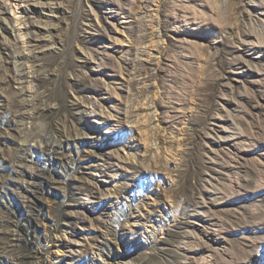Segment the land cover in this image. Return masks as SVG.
Returning a JSON list of instances; mask_svg holds the SVG:
<instances>
[{"label":"rangeland","instance_id":"374dc122","mask_svg":"<svg viewBox=\"0 0 264 264\" xmlns=\"http://www.w3.org/2000/svg\"><path fill=\"white\" fill-rule=\"evenodd\" d=\"M0 264H264V0H0Z\"/></svg>","mask_w":264,"mask_h":264},{"label":"bare ground","instance_id":"6f19581e","mask_svg":"<svg viewBox=\"0 0 264 264\" xmlns=\"http://www.w3.org/2000/svg\"><path fill=\"white\" fill-rule=\"evenodd\" d=\"M26 11H27V9H23V11H22V14H26ZM23 18H25V17H22L20 20H15V26H13V27H15L14 29H16L17 28V25H28V23L29 22H26L25 20H23ZM17 24V25H16ZM28 27V26H27ZM15 38H16V36H15ZM17 60H18V62L20 63V65H22V62H20L21 60H24V54H22V53H18L17 54ZM19 67V66H18ZM21 67V66H20ZM20 70V69H19ZM20 72V71H19ZM22 74V73H21ZM20 74V75H21ZM24 75V74H23ZM17 77V76H16ZM19 78V77H18ZM18 78H16V79H18ZM19 82V81H18Z\"/></svg>","mask_w":264,"mask_h":264}]
</instances>
